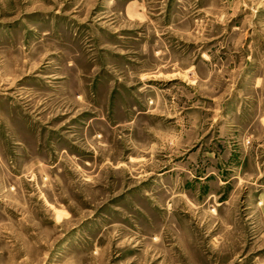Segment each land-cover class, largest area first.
Returning <instances> with one entry per match:
<instances>
[{"label": "rangeland", "instance_id": "obj_1", "mask_svg": "<svg viewBox=\"0 0 264 264\" xmlns=\"http://www.w3.org/2000/svg\"><path fill=\"white\" fill-rule=\"evenodd\" d=\"M0 264H264V0H0Z\"/></svg>", "mask_w": 264, "mask_h": 264}]
</instances>
